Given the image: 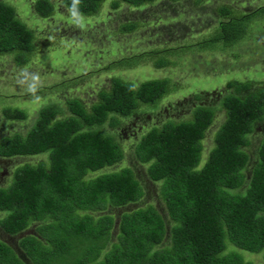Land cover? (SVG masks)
<instances>
[{
  "label": "trees",
  "instance_id": "obj_1",
  "mask_svg": "<svg viewBox=\"0 0 264 264\" xmlns=\"http://www.w3.org/2000/svg\"><path fill=\"white\" fill-rule=\"evenodd\" d=\"M102 1L31 0L29 13L39 19L63 13L94 17ZM151 1L111 0L109 6L114 9L122 2L141 8ZM215 12L219 21L201 40L140 51L109 62L104 69L131 67L147 57L160 68L168 66L164 54L246 43L255 37L246 27L252 18H264V4L246 13L222 4ZM136 24L120 23L117 31L127 33ZM32 50L33 31L13 5L0 0V54H11L14 63L22 65ZM227 86L232 91L220 100L224 118L202 164L201 141L213 119L208 106L196 104L188 119L165 120L139 137L134 156L146 165L147 177L159 181L171 224L166 230L161 214L150 204L122 211L115 240L102 254L113 224V216L102 211L133 203L143 191L129 167L91 175L119 162L123 155L115 137L98 127L105 123L116 127L119 117L157 102L168 91L169 80L150 78L134 84L111 76L108 88L100 90L88 107L78 97L66 98L65 109L47 103L38 109L25 134L1 136L0 157L45 153L46 160L17 166L10 182L0 186V213H4L0 227L7 235L18 236L22 253L0 241V264H56L55 259L64 255L67 262L57 264H254L244 259V253L258 254L264 261V134L253 160L243 149L248 134L264 118V85L252 86L244 80L228 81ZM2 113L6 119L26 118L18 107L8 106ZM247 175L244 189L234 191ZM35 222L33 233H26ZM165 234L167 243L159 246ZM71 239L79 244L94 239L98 244L82 247L83 252L70 262L65 253L73 248Z\"/></svg>",
  "mask_w": 264,
  "mask_h": 264
},
{
  "label": "rangeland",
  "instance_id": "obj_2",
  "mask_svg": "<svg viewBox=\"0 0 264 264\" xmlns=\"http://www.w3.org/2000/svg\"><path fill=\"white\" fill-rule=\"evenodd\" d=\"M4 1L14 6L18 17L33 31V50L22 65L15 64L11 54H0V137L14 132L25 134L34 122L38 109L44 104L54 103L56 108L65 109L66 98L78 97L88 107L96 101L100 90L108 88L111 76L134 84L150 78L164 77L169 80L168 91L157 102L140 105L130 116L119 117L120 123L116 127L106 123L98 127L115 137L123 155L114 165L91 173L94 175L129 167L143 191L133 203L117 208L107 206L102 211L113 216V224L101 254L115 240L116 222L122 211L150 204L161 214L168 230L171 223L160 198V183L147 177L146 165L136 160L133 147L151 126H159L165 120L188 119L191 108L196 104L204 105L212 108L213 119L201 141L202 164L212 147L214 132L224 118L220 100L232 91L227 82L250 80L252 86L264 85V31H259V28L264 30V18H252L246 29L255 37L246 43L237 42L239 44L223 49H188L181 53L164 54L168 57V66L160 68L152 65L153 59L150 57L138 60L131 67L104 69V66L140 51L191 45L210 34L211 27L219 21L215 12L217 6L225 4L235 11L246 13L264 4V0H152L141 8H131L120 2L114 9L109 6L111 0H103L94 17L63 13L46 19L29 13L31 0ZM52 2L59 4L61 0ZM133 21L137 24L131 31H117L120 23ZM33 76L37 79L33 80ZM33 84L35 92L29 91V86ZM8 106L23 109L26 118H4L2 109ZM263 134L264 118L256 126V131L248 134L249 143L243 148L251 160L256 156ZM40 160H46L45 153L0 157V186L10 182L17 166L36 164ZM247 179L248 175L234 191L244 189ZM2 215L3 212L0 213ZM37 225V222L31 223L26 233H33V227ZM49 233L50 230L45 234ZM17 239L18 236L7 235L0 227V240L22 255L16 244ZM84 240L79 244L71 239L73 248L65 253L70 262L83 252L82 247L98 244L94 239ZM167 240L165 234L158 245L166 244ZM243 257L254 264H264L258 254L244 253ZM62 261L67 262L65 255L54 262Z\"/></svg>",
  "mask_w": 264,
  "mask_h": 264
},
{
  "label": "clouds",
  "instance_id": "obj_3",
  "mask_svg": "<svg viewBox=\"0 0 264 264\" xmlns=\"http://www.w3.org/2000/svg\"><path fill=\"white\" fill-rule=\"evenodd\" d=\"M36 79H37V77L36 76H33V80H36ZM35 90H36V88H35V85L34 84L29 86V91L35 92Z\"/></svg>",
  "mask_w": 264,
  "mask_h": 264
},
{
  "label": "flooded vegetation",
  "instance_id": "obj_4",
  "mask_svg": "<svg viewBox=\"0 0 264 264\" xmlns=\"http://www.w3.org/2000/svg\"><path fill=\"white\" fill-rule=\"evenodd\" d=\"M253 131H256V128L253 130ZM249 156V155H248ZM249 158V160H250V157H248Z\"/></svg>",
  "mask_w": 264,
  "mask_h": 264
}]
</instances>
